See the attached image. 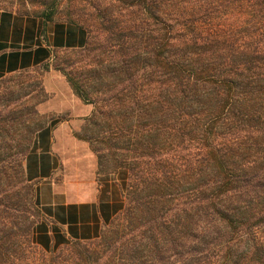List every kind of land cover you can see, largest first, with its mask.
<instances>
[{
  "label": "trees",
  "instance_id": "16d2710c",
  "mask_svg": "<svg viewBox=\"0 0 264 264\" xmlns=\"http://www.w3.org/2000/svg\"><path fill=\"white\" fill-rule=\"evenodd\" d=\"M0 11L40 18L43 40L51 22L84 34L0 77V264H264V0H0ZM50 69L92 106L74 136L96 175L126 174L121 208L91 239L35 234L44 216L24 161L51 120L38 110Z\"/></svg>",
  "mask_w": 264,
  "mask_h": 264
},
{
  "label": "crops",
  "instance_id": "0c3cea01",
  "mask_svg": "<svg viewBox=\"0 0 264 264\" xmlns=\"http://www.w3.org/2000/svg\"><path fill=\"white\" fill-rule=\"evenodd\" d=\"M41 28V20L38 17L20 16L14 12L0 11V77L17 70L32 68L47 61L50 57L52 48L70 45L68 41L76 40V43H73L76 45L78 42L84 40V34L77 27L51 22L46 26L47 37L45 41L41 37ZM69 30L74 32V35L72 33L69 35ZM50 71L51 70L45 72L43 76V85L47 92L50 91V93H54H51L50 98L38 106L41 112L59 113L65 110L68 111L71 116L86 117L90 113L91 107L86 104H82V107H79L78 105L75 106L72 101H74L76 97L68 86L64 76L58 75L59 79H57L56 73ZM64 88H66L67 91L65 90V92H63ZM61 96H63V100L61 99ZM55 101L63 102L55 103L53 105L52 102ZM64 102H67V105H65ZM70 121L72 120H69V122ZM52 122L53 121L49 122L44 129L35 135L33 146L24 161V167L28 178L43 179V181L36 186V194L40 210L45 217L56 220L57 224L64 227L66 226V222L69 221V217L71 218V215H68L66 212L69 210V204H80L81 202L68 203L67 201L63 202L62 200L57 203H54V201L51 202L53 199V191L51 187H49L51 185L47 179H49L51 171L57 167L56 164L58 163V158L53 154L50 146L53 141V133L55 129H57V122ZM66 124L68 125V122ZM61 125L64 124L61 123ZM94 172H96V169L93 173ZM49 188L51 191L46 190ZM43 194H48L52 196V198L47 203H42L41 200ZM88 201L89 202L86 203H93L92 200ZM93 210H95V208ZM42 223L43 225L40 226L39 230L40 233L41 231L46 230L48 234L54 235L55 232L52 231V228H50L51 226L49 227L45 222ZM50 225L53 224L50 223ZM92 230H86L83 232L84 234L87 233V235H92ZM68 236L69 235L67 234L65 238H69ZM52 237L50 239L51 242L54 241L55 243H61L63 240V237H58L60 240H57L55 236ZM43 241L45 242V240Z\"/></svg>",
  "mask_w": 264,
  "mask_h": 264
},
{
  "label": "rangeland",
  "instance_id": "374dc122",
  "mask_svg": "<svg viewBox=\"0 0 264 264\" xmlns=\"http://www.w3.org/2000/svg\"><path fill=\"white\" fill-rule=\"evenodd\" d=\"M71 33L74 35V32L69 30L68 34L71 35ZM46 37L47 36H45V40ZM50 70V72L56 73L57 79H59L58 75L63 76L57 70ZM65 90L66 88H64L63 92H65ZM45 91L47 92V90ZM51 93L50 91L47 92V99L50 98ZM61 99L63 100V96H61ZM60 102L63 101H55L52 103L54 105L55 103L57 104ZM72 102L75 106L78 105L79 107H82L81 105L84 104L77 97ZM64 103L67 105V102ZM86 105L92 109L90 104ZM38 110L42 113L39 107ZM42 114L47 115L51 119L49 122H57V129H55L53 133V141L50 146L53 154L58 158V163L56 164L57 167L51 171L49 179H47L51 185L49 187H51L53 191V199L51 202L54 201V203H57L62 200L63 202L67 201L68 203H81L69 204V210L66 212L68 215H71V218L69 217V221L66 222V226L64 227L57 224L56 220L51 218L48 219L46 217L48 221L45 220V215L42 213L44 218L35 227V234L38 237L42 236L39 231L40 226L43 225L42 222L47 221L49 227L51 226L50 228L62 231L59 232L60 234H58V237H63V239H65L67 234L69 235V238H94L98 234L101 224L104 221H108V218H112L119 208H121L123 204L121 185L125 184L126 174L124 172H119L117 174L97 176L96 172L93 173L96 169L95 156L90 151L86 142L79 140L74 136L75 133L80 131L84 118L71 116L68 111L65 110L59 113L47 112ZM69 120L72 121L69 122ZM67 122L68 125L66 124ZM61 123L64 125H61ZM36 179H38L37 185L43 181V179L40 178ZM51 189L49 188L46 190L51 191ZM51 198L52 196L43 194L41 201L42 203H47ZM88 200H92L93 203H86L89 202ZM92 208H95V210ZM49 221H54L55 223L50 225ZM86 230H92V235H87V233L84 234L83 231Z\"/></svg>",
  "mask_w": 264,
  "mask_h": 264
}]
</instances>
